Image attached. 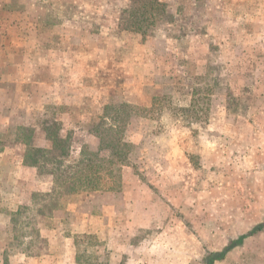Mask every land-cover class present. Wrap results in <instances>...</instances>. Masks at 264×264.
<instances>
[{
	"label": "rangeland",
	"instance_id": "374dc122",
	"mask_svg": "<svg viewBox=\"0 0 264 264\" xmlns=\"http://www.w3.org/2000/svg\"><path fill=\"white\" fill-rule=\"evenodd\" d=\"M205 1L165 2L145 35L130 37V45L140 41L147 44L146 50L128 59V82H118L121 75L105 82L107 77L100 75L96 85L105 91L97 93L104 99H98L101 105L96 106L94 99L87 98L82 113L74 116V129L66 132V144L71 143L72 150L27 152L38 161L40 173L56 175L71 171L77 161L91 156L89 175L98 190H79L62 198V204L89 213L90 204L99 205L105 196L113 197L109 201L115 212L124 217L129 211L133 217L125 231L127 237L157 240V253L171 262L176 255L173 248L180 246L177 238L183 233L200 242L203 239L205 250L220 251L224 241L247 233L264 219V51L250 48L248 34L234 36L233 29L225 27V39L234 37L242 47L236 57L232 50L223 51L225 63L217 50L222 35L213 28L218 24L211 19L212 7L204 14L213 27L200 15ZM0 7L1 17L5 9ZM129 7L130 2L121 10ZM16 9L24 11V4L16 3ZM4 19L2 26L9 25L11 20ZM27 21L20 14L15 19L22 26ZM243 27L247 32L251 29L249 23ZM17 36L23 44L24 35ZM24 67L19 65L22 71ZM106 106L108 119L102 120ZM66 110V106L51 104L49 118L57 119ZM109 124L121 128V137L128 144L122 148V164L102 162L106 151L92 154L99 146L95 130L104 131ZM22 136L27 138L28 133L23 131ZM57 156L64 163L61 172H55L61 165ZM35 202L42 203L41 199ZM144 202L146 219L138 216ZM96 206L93 213H105ZM36 212V208L28 210L19 218ZM28 221L34 227L35 221ZM132 224L139 228L131 230ZM26 232L31 231L27 228ZM243 242L218 264H264V228ZM96 247L91 242L85 246L90 253L80 254L81 264L97 262Z\"/></svg>",
	"mask_w": 264,
	"mask_h": 264
},
{
	"label": "crops",
	"instance_id": "0c3cea01",
	"mask_svg": "<svg viewBox=\"0 0 264 264\" xmlns=\"http://www.w3.org/2000/svg\"><path fill=\"white\" fill-rule=\"evenodd\" d=\"M18 2L24 4V11L16 9ZM226 2L228 7H224ZM126 3L129 0H0L6 11L0 17V264H81L80 254L90 253L85 248L89 242L99 249L95 264H194L198 259L196 264H203L204 254L212 252L204 249L203 239L200 242L183 233L177 238L180 246L173 248L175 260L164 259L157 253V240L127 237L125 231L133 217L129 211L124 217L115 212L113 201H109L113 197L105 196L104 202L93 204L104 210L101 215L92 212V204L85 213L82 207L63 205L62 199L49 209L46 195L55 188V174L40 173L38 161L27 153L56 152L65 147L72 150L71 143L66 144V132L75 126L74 116L82 113L87 98L96 104L104 99L97 93L105 91L96 85L100 75L107 77L105 82L120 75L118 82H128V59L144 53L147 44L131 41L130 45L135 32L119 28ZM209 6L214 11L211 19L218 24L214 27L204 14ZM197 11L195 8L194 15ZM200 13L205 23L222 35L217 42L221 59L223 51L232 50L236 57L242 48L236 45V38L225 39V27L232 28L234 36L248 34L250 48L264 51V0H207ZM18 14L29 20L24 28L15 22ZM4 18L11 20L9 25L2 26ZM221 18L227 21H219ZM244 23L250 24L249 32L243 29ZM17 35H24L23 44ZM84 81L90 85L83 86ZM51 104L67 110L57 119L49 118ZM145 204H141L138 216L146 219ZM34 208L37 212L32 217L19 218ZM28 220L35 221L34 227ZM132 225L131 230L139 228ZM169 239L172 236L166 237L170 248Z\"/></svg>",
	"mask_w": 264,
	"mask_h": 264
},
{
	"label": "trees",
	"instance_id": "16d2710c",
	"mask_svg": "<svg viewBox=\"0 0 264 264\" xmlns=\"http://www.w3.org/2000/svg\"><path fill=\"white\" fill-rule=\"evenodd\" d=\"M129 2L131 7H129L128 10H123L121 12L119 28L121 30L133 31L135 33L145 35L146 30L148 29L149 25H151L154 17L162 13L164 4L159 0H129ZM125 13L126 17H124ZM107 109L108 107L106 106L103 111V116L101 118L102 120L108 119L106 116ZM120 129V127L109 124L104 131L102 129H98L96 131V136L99 140V146L98 150L96 152H92V154L98 153V151L108 152L107 157L102 160V162L105 164H122L125 161V154L122 148H127L128 144L122 139V133ZM36 151L40 152V150ZM57 163L61 165L56 166L55 172H61L62 167H64V163ZM34 165H37V163L34 162ZM73 167L74 168L71 171H65L60 175H56L54 173L55 188L51 194L46 195L49 209L51 207H55L62 198L66 197L67 195L75 194L79 190H98L93 186L91 182L92 177L89 175V173L92 171L91 168L93 167L91 156L89 158H84V160L77 161ZM82 183L84 184L83 186L81 185ZM263 228L264 219L262 223L254 226L247 233L236 238L228 239L227 243L220 251L206 252L202 257V263L214 264L216 261L223 260L229 252L241 246L246 238L255 235Z\"/></svg>",
	"mask_w": 264,
	"mask_h": 264
}]
</instances>
